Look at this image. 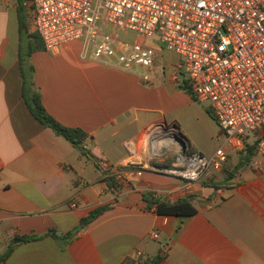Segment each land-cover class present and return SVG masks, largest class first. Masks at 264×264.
Returning a JSON list of instances; mask_svg holds the SVG:
<instances>
[{
    "label": "crops",
    "instance_id": "crops-1",
    "mask_svg": "<svg viewBox=\"0 0 264 264\" xmlns=\"http://www.w3.org/2000/svg\"><path fill=\"white\" fill-rule=\"evenodd\" d=\"M28 13L30 0H0V257L15 237L36 238L0 264H264V158L237 169L254 135L242 149L220 136L228 161L196 182L161 172L183 142L203 154L178 126L197 101L170 77L179 57L146 83L85 57L82 41L46 50ZM33 92L59 123L87 134L84 152L33 115ZM160 129L170 141H157ZM190 197L194 216L156 212L157 201Z\"/></svg>",
    "mask_w": 264,
    "mask_h": 264
},
{
    "label": "built area",
    "instance_id": "built-area-1",
    "mask_svg": "<svg viewBox=\"0 0 264 264\" xmlns=\"http://www.w3.org/2000/svg\"><path fill=\"white\" fill-rule=\"evenodd\" d=\"M33 23L46 50L56 51L82 41L83 54L106 66L155 80L157 38L179 60L170 77L191 87L208 102L228 145L242 149L249 135L255 155L264 158V0H30ZM224 147L212 156L188 143L176 152L174 164L161 169L193 183L209 169L223 170ZM258 164V163H257ZM106 176L114 173L101 162ZM158 238V233L153 234Z\"/></svg>",
    "mask_w": 264,
    "mask_h": 264
},
{
    "label": "trees",
    "instance_id": "trees-1",
    "mask_svg": "<svg viewBox=\"0 0 264 264\" xmlns=\"http://www.w3.org/2000/svg\"><path fill=\"white\" fill-rule=\"evenodd\" d=\"M26 83V82H25ZM186 89L194 96L191 87H186ZM27 104L29 106V109L33 113V115L46 127L51 128L56 134L61 135L65 137L67 140H69L76 148L83 150L82 144L87 139V134L79 128H69L61 123H59L55 118H53L45 109L41 96L38 92H33L31 99L27 100ZM210 113V112H209ZM211 114V113H210ZM255 145L256 142L247 145V151L244 156L241 157L240 161L237 164V169H240L244 165L250 164L252 156L255 154ZM171 167V165L165 166V168ZM111 182L114 183L112 179H110ZM114 185V184H113ZM107 208H99L91 212V214L82 220L80 226L76 229L75 232L80 231L85 226H87L89 223H91L93 220H95L98 216H100ZM156 212L159 215L162 216H179V217H191L194 216L197 213V209L195 208L193 204L192 197L181 199L174 203H168L165 201H157L156 202ZM73 236V233H70L67 238H70ZM36 238L35 236L31 235H23V236H17L13 239L12 245L9 249V251L2 257H0V261H4L8 258L10 253L12 252V249L15 245L21 242H26L30 239ZM161 259V257H158L157 260H154V264H157L158 261Z\"/></svg>",
    "mask_w": 264,
    "mask_h": 264
},
{
    "label": "rangeland",
    "instance_id": "rangeland-1",
    "mask_svg": "<svg viewBox=\"0 0 264 264\" xmlns=\"http://www.w3.org/2000/svg\"><path fill=\"white\" fill-rule=\"evenodd\" d=\"M28 17L31 23L33 18L32 14L28 13ZM147 44L158 47V50H160V55H162V57H160V65H166L169 61L176 58V55L167 51L163 43L158 42L157 38L148 39ZM208 107V102H200L197 100L193 108L180 117V124L178 126L181 133L189 139L193 147H196L203 154L210 157L219 147L223 146V142L219 137H223L224 133H222L217 124H215L214 118L208 114ZM160 131L162 137L157 139L158 142H168L171 140L170 132L166 133V135L163 129H160ZM155 133L156 132H153L152 135H155ZM152 135L149 133L150 138Z\"/></svg>",
    "mask_w": 264,
    "mask_h": 264
},
{
    "label": "water",
    "instance_id": "water-1",
    "mask_svg": "<svg viewBox=\"0 0 264 264\" xmlns=\"http://www.w3.org/2000/svg\"><path fill=\"white\" fill-rule=\"evenodd\" d=\"M181 145L184 146V142Z\"/></svg>",
    "mask_w": 264,
    "mask_h": 264
}]
</instances>
